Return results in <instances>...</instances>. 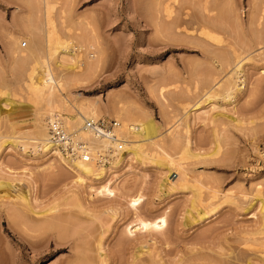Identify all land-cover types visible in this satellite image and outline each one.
Here are the masks:
<instances>
[{
  "label": "rangeland",
  "instance_id": "1",
  "mask_svg": "<svg viewBox=\"0 0 264 264\" xmlns=\"http://www.w3.org/2000/svg\"><path fill=\"white\" fill-rule=\"evenodd\" d=\"M28 1L0 0V102L7 100L9 104L0 103V264H67L78 249L91 250L99 239L104 253L110 255L107 264H132L135 254L141 251L147 252L141 256L143 260L154 257L160 264H217L223 256L231 264H264V246L260 245L264 239V210L258 204L264 197V74L260 75L264 69V14L259 23L250 19L253 11L264 8L263 0H212L215 20L209 26L200 21L198 5L177 0L169 19H180L178 27L169 24L162 12V17L157 14L155 0H46L47 4L45 0H32L35 11L34 7L28 8L32 2ZM230 7L234 17L225 15ZM21 43L25 44L23 48ZM61 45L69 48L63 50L64 54L75 56L74 62L68 60L70 69L65 67L67 63L48 58L51 47L59 51ZM236 56L239 60L245 58L246 84L235 94L234 104H229L222 100L223 91L221 95L220 89L213 86L225 74L219 72V60L232 62L233 57L235 61L229 64L233 69ZM41 63L49 65L54 81L58 77L64 85L67 77L61 92L67 98L71 96L68 100L74 106H96L99 117L115 120L119 118L115 112L123 110L125 115L120 112L119 116L127 124L153 121L164 142L162 151L169 156L155 145L146 144L138 157L125 151L117 161L101 165L106 169L102 179L89 176L78 184L76 174L53 156L43 157L40 150L34 153L30 147L8 146L7 141L19 137V132L34 131L38 106L29 100L25 84L30 66L40 67ZM238 85L243 87L240 82ZM213 90L216 92L210 99ZM197 105L199 110L193 112ZM59 110L55 112L69 117L67 111ZM46 118L40 119L43 125ZM234 118L241 121L240 125ZM187 140L192 153L202 157L180 155ZM157 154L163 158L156 159ZM180 169L185 170L188 184L178 181L176 172ZM197 179L204 188L196 184ZM106 184L115 190V197L98 194L99 187ZM196 189L201 193L199 198ZM208 190L218 192L217 197L210 201ZM130 196H141L137 213L126 206ZM23 198L30 200L35 212L50 206L55 207L53 214L79 211L74 216L84 224L79 223L76 229L67 225L71 238L74 235L73 240L79 243L76 252L70 248L71 239L55 244V235H28V230L25 232L9 219L15 207L25 210L23 205L18 206ZM71 199L79 201L88 212L96 211V220L80 209L75 212L77 202L74 206L69 202L71 207L66 203ZM7 207L12 208L11 215ZM22 209V215H31L26 210L23 214ZM198 216L204 219L198 222ZM158 217L167 218V227L154 236L155 241L151 237L142 240L143 234L136 233L129 244L124 242L123 229L131 220ZM11 219L16 221L14 216ZM83 250L79 251L82 255Z\"/></svg>",
  "mask_w": 264,
  "mask_h": 264
},
{
  "label": "bare ground",
  "instance_id": "2",
  "mask_svg": "<svg viewBox=\"0 0 264 264\" xmlns=\"http://www.w3.org/2000/svg\"><path fill=\"white\" fill-rule=\"evenodd\" d=\"M32 1V0H31ZM34 1V0H33ZM30 2V0L28 1V4H29V2H30V5H28V8H30V7H34V11H35V5H33L35 2ZM35 1H37V0H35ZM39 1V0H38ZM41 1V0H40ZM154 1V0H153ZM43 2V1H42ZM45 2H46V4H47V1L45 0ZM177 2V0H155V2H154V4H155V11L157 12V14L159 15L161 12L165 15V19L166 18H170L171 17V14H172V5L174 4V3H176ZM187 3L188 5H198L197 7L198 8H200V21L204 24V26L206 25V26H209V25H211L212 24V22L215 20V17H214V20H212L213 18H212V14H211V8H210V6L212 5V0H184V3ZM260 2V1H259ZM258 2V3H259ZM31 3H33V4H31ZM49 3V2H48ZM214 3V2H213ZM263 5H264V0L261 2ZM49 4H51V3H49ZM216 4V3H215ZM261 4V5H262ZM33 5V6H32ZM38 5V4H37ZM187 5V6H188ZM255 5V4H254ZM51 6V5H50ZM148 6V5H147ZM44 7V6H43ZM227 7V6H226ZM258 7V6H257ZM37 8H38V6H37ZM52 8V7H51ZM51 8H49V7H47V9L48 10H50ZM215 8V7H214ZM233 7H230L229 8V10L227 9V12H226V14L225 15H233L232 13H233V9H232ZM260 8V7H259ZM63 9V8H62ZM181 9V8H180ZM226 9V8H225ZM224 9V10H225ZM232 9V10H231ZM39 11V10H38ZM43 11H45V10H43ZM62 11V10H61ZM60 11V12H61ZM154 11V12H155ZM214 11V10H213ZM222 11V10H221ZM38 13V12H37ZM64 13H66L65 11H63V12H61V14H63L64 15ZM69 13V12H68ZM155 14V13H154ZM234 14H236V13H234ZM263 14H264V8L262 7L261 9H257L255 12L253 11V13H251V15H250V19H251V21H253V22H255V23H259V21H260V19L261 18H263L262 16H263ZM50 15V14H49ZM58 15H59V13H58ZM68 15V14H67ZM67 15L65 16V19H66V17H67ZM161 15V14H160ZM45 16H47V14L45 15ZM58 17V16H57ZM62 17V16H61ZM64 17V16H63ZM161 17H162V15H161ZM160 17V18H161ZM164 17V16H163ZM222 17V16H221ZM233 17H234V15H233ZM31 18V17H30ZM45 18V17H44ZM48 18H49V16H48ZM172 18V17H171ZM236 18L237 17H235L234 19L236 20ZM240 18V17H239ZM46 19H47V17L45 18V21H46ZM59 19V18H58ZM64 19V18H63ZM64 19V20H65ZM176 19V18H175ZM49 20H50V18L49 19H47V21L48 22H46V24L47 23H49ZM173 20V19H172ZM170 20L169 19V21H168V23L169 24H173V27L174 26H176L177 24H179V22H180V19H179V21H178V19H176V20ZM59 21H61V20H59ZM170 21H172L171 23H170ZM175 21L176 22H178V23H175ZM32 22V21H31ZM64 22V21H63ZM66 22V21H65ZM222 22V21H221ZM181 23V22H180ZM183 23V22H182ZM185 23V22H184ZM31 24V23H30ZM201 24V23H200ZM67 25V24H66ZM217 25V24H216ZM252 25V24H251ZM64 26V25H63ZM62 26V27H63ZM179 26V25H178ZM178 26H176V27H178ZM41 27V26H40ZM64 28V27H63ZM164 28V27H163ZM226 28V27H225ZM47 29V28H46ZM174 29V28H173ZM208 30V29H207ZM201 31V30H200ZM204 31H206V30H204ZM202 34V33H201ZM198 35V34H197ZM45 36H48V35H45ZM51 36V35H50ZM180 36V35H179ZM32 37V36H31ZM34 37V36H33ZM32 37V38H33ZM201 37V36H200ZM33 40V39H32ZM48 41V40H47ZM50 41V40H49ZM194 42V41H193ZM258 42V41H257ZM32 43H33V41H32ZM30 44V43H29ZM47 44V43H46ZM15 45H16V43H15ZM31 45V44H30ZM44 45V44H43ZM196 45V44H195ZM49 46H51V44L49 45ZM62 46V45H61ZM47 47V46H46ZM53 47V46H52ZM51 47V49L48 51V53L49 54H47L48 55V58H50V57H53L54 59H55V61H59L61 64L63 63V64H65V63H67L68 64V60H69V62H71L72 63V60H73V57H75V56H71V54H70V56L69 55H66V54H64V52H63V50H66V49H68L69 50V48H67V47H65L64 45L62 46L63 48L61 49V50H57L58 48L56 47H53L52 48ZM35 48H37V47H35ZM43 48V47H42ZM38 49V48H37ZM37 49H36V52H37ZM39 49H40V47H39ZM73 49V48H72ZM28 50V49H27ZM44 50V49H43ZM29 51V50H28ZM210 51V50H209ZM237 51V50H236ZM13 53H14V50L12 51ZM12 52H10L11 54H13ZM71 52V51H70ZM33 53V52H32ZM11 54H10V56H11ZM43 54H44V52H43ZM46 54V53H45ZM233 54H234V52H233ZM13 55H15V54H13ZM12 55V56H13ZM26 55V54H25ZM73 55V54H72ZM236 55V54H235ZM235 55H233V56H235ZM29 56V55H28ZM213 56H215V55H213ZM212 56V57H213ZM227 56V55H226ZM230 56V55H229ZM239 56V55H238ZM39 57V56H38ZM41 57H44V56H41ZM12 58V57H11ZM14 58V57H13ZM23 58V57H22ZM40 58V57H39ZM228 58V57H227ZM237 58H239V57H237L236 56V61H237V63L234 65V67H233V69L231 68V69H229V64H231V66H232V62H234L235 60H233L234 58L233 57H231V59H232V62H230V61H228L227 59H222L223 60V63H222V61L220 62V60H219V63H220V65H221V67H220V70L221 71H219V72H221L222 73V75H223V77H221V79H219V80H217V82H216V80H215V78H213V81L214 82H216L215 84H214V86H213V88L215 87V90L217 89V90H219V91H221L220 93H221V95L224 93V95L222 96V100H226L229 104H234V101H232L233 99H234V96H235V94L237 93V92H239V90H241V89H243L244 88V86H245V84H246V80H245V75H244V73H243V63L245 62L244 60H245V58H243L242 60L240 59H237ZM15 59V58H14ZM26 59V58H25ZM44 59H46V58H44ZM217 59V58H216ZM250 59V58H249ZM13 60V59H12ZM24 60V59H23ZM251 60V59H250ZM15 61H16V59H15ZM31 61V60H30ZM249 61V60H248ZM18 62H20V64H22L21 62L22 61H19L18 60V58H17V63ZM73 62H74V60H73ZM15 64H16V62H14ZM38 63V62H37ZM43 63H46V61L45 62H43ZM43 63H41V66L39 67V65L38 66H30V68H29V72H27V73H29L28 75H27V77H26V79L28 80L26 83L27 84H25V89L29 92H27L28 93V95H29V100H31L32 102H34L35 103V107H37L36 108V116L37 117H35V127H33V129H34V131H33V133H22L21 134V132H19L18 134H20L19 135V137H14V138H12V137H10V138H12L13 139V142H11V140H10V142L8 143V141H7V145L8 146H10V145H15V146H13V147H16V145H18V146H21V147H24V148H26V147H30L31 149H32V151L35 153L36 151H38V150H40V152H41V155L43 156V157H45V156H48V155H51V156H53V158L55 159V160H57V161H59V162H62L63 164H65L68 168H70L75 174H76V181H77V183L78 184H82V182L85 180V178H88L89 176H95V177H97V179L98 180H100V179H102V177H103V174L105 173V168H102L101 167V165H103V164H97V163H95V162H92V161H89V162H83V161H73V160H68V159H65V158H63V157H61L56 151H54V150H51V148L46 144V129H45V124L43 125V123L41 122V120L40 119H43L44 117H46L47 116V118L48 117H50V115L52 114V113H54L55 111H59V112H61L59 109H64V111H65V113H69L70 115H69V117H65L64 118V115L63 114H61V113H59L60 115H62V120H63V122H64V125L66 126V128L70 131V130H75V129H77V127L81 124V121H82V118H97V112H98V109H97V107L96 106H93V105H88V104H84L83 105V103H82V105H77L76 104V106H74L71 102H70V100H68V99H70V97L69 98H67L66 96H67V94H66V96H64L63 95V93L61 92L62 91V89L64 88V85H67V77H66V83L63 85V80H62V84H61V80H59V78L57 77L56 78V81H57V79H58V82L56 83V81H54L53 79V74L51 73V71H50V67H49V65H45V64H43ZM26 64V63H25ZM66 64V68H68V69H70V67H71V65H67ZM75 65V64H74ZM27 66H28V64H27ZM230 66V67H231ZM58 67V66H57ZM56 67V68H57ZM63 67V66H62ZM62 67H60L59 66V69L60 68H62ZM72 67H73V65H72ZM21 68V67H20ZM26 68V67H25ZM63 69V68H62ZM229 69V70H228ZM74 70V69H73ZM61 71V70H60ZM62 72H63V70H62ZM52 74V75H51ZM68 74V73H67ZM264 74V69H261L260 70V75H263ZM40 75H42V77L40 76ZM64 75V74H63ZM62 75V76H63ZM73 75V74H72ZM219 75H220V73H219ZM45 76H46V79H45ZM47 76L50 78L51 77V79L53 80V83H54V86H55V84L57 85V87L56 88H58V90H54V89H56L54 86V89H53V87L51 86L53 83L51 82V79L49 80V79H47ZM61 76V77H62ZM70 76V75H69ZM77 76V75H76ZM212 77H213V75H211ZM221 76V75H220ZM219 76V77H220ZM215 77H216V75H215ZM218 77V76H217ZM216 77V78H217ZM64 78H65V75H64ZM1 79V78H0ZM63 79V78H62ZM75 79V78H74ZM241 79V80H240ZM210 81V80H209ZM5 82V81H4ZM49 82H50V84H49ZM69 82H70V80H69ZM72 82V81H71ZM73 82H74V80H73ZM72 82V83H73ZM238 82H240V84L242 85L243 84V87L242 88H240L239 87V85H238ZM52 83V84H51ZM23 85V84H22ZM70 85V84H69ZM38 87V88H37ZM212 88V89H213ZM11 89V88H10ZM65 89V88H64ZM63 89V90H64ZM212 89H210V91L212 90ZM215 90H213L211 93H209L210 95H208V97L211 99V96H213V94L212 93H214V91ZM222 91H223V93H222ZM63 92H65V91H63ZM216 92V91H215ZM219 93V94H220ZM208 94V93H207ZM212 94V95H211ZM215 95V94H214ZM221 95H219V96H221ZM5 96V95H4ZM27 96V95H26ZM217 96V95H216ZM215 96V97H216ZM7 97H8V95H7ZM207 97V98H208ZM15 98V97H14ZM208 98V99H209ZM5 101V102H4ZM4 101H1L0 103L2 104V106L3 105H9L8 103L6 104V101L7 100H4ZM74 101V100H73ZM205 101H207V99L205 100ZM204 102V101H203ZM4 103V104H3ZM208 104V103H207ZM209 104H211V103H209ZM198 106L199 105H197L196 107H195V109L193 110V112L195 111V110H199V108H198ZM227 106H228V104H227ZM232 106V105H231ZM8 107V106H7ZM206 107V106H205ZM211 107V106H210ZM213 109H214V107H213ZM212 109V110H213ZM121 110V109H120ZM67 111V112H66ZM123 110H121V111H118L119 112V114H118V112H115V114H117L115 117L116 118H122L123 120L125 119L123 116L125 115V111L124 112H122ZM72 112H74V113H72ZM120 112H121V115H123V116H119L120 115ZM58 113V112H57ZM124 113V114H123ZM191 113H192V110H191ZM232 113V112H231ZM195 114V113H194ZM234 114V113H233ZM127 116V115H126ZM46 118V119H47ZM98 118H99V115H98ZM119 118H118V120H115L116 122H118L119 123V125H120V128H119V131L124 135V137L126 138V143H125V146H124V150L127 152V154L129 153V154H131L130 156H132V155H135V156H137V155H141V154H143V152L141 151V147L142 146H144V145H149V144H153V145H155V147H157L158 148V150L159 149H161L160 150V152L162 151V149H165V148H163V144H164V142L162 141L163 139H162V137H160V134H158L159 132H158V129L155 127V125L152 123L153 121H148V122H145V123H143V124H139L138 122H132V123H130V124H127V123H125V122H127V121H123V122H121L120 120H119ZM187 119V118H186ZM235 119V118H234ZM237 119V118H236ZM236 119H235V121H236ZM239 119V118H238ZM228 120V119H227ZM234 121V122H235ZM240 121V120H239ZM179 122V121H178ZM233 122V121H232ZM233 122V123H234ZM238 122V120L236 121V123ZM253 122V121H252ZM175 123V125L177 124L176 122H174ZM239 123H241V121L240 122H238V124ZM242 124H243V122H242ZM250 124V123H249ZM174 124H173V126H175ZM240 125V124H239ZM172 128V127H171ZM260 129V128H259ZM256 130V129H255ZM16 131V130H15ZM17 133V132H16ZM15 133V134H16ZM168 133H171V131L170 132H168ZM175 134V133H174ZM12 135H14V134H12ZM171 135V134H170ZM1 136V135H0ZM79 136L83 139V140H87V141H89V136L86 134V133H84V132H81V133H79ZM173 136V135H172ZM1 138V137H0ZM6 138H8V137H6ZM10 138H8V139H10ZM187 138V137H186ZM3 139V137L0 139V140H2ZM162 139V140H161ZM174 140V139H173ZM183 140H184V138H183ZM6 141V140H5ZM178 142H180L179 140H177ZM161 142H163L162 144H161ZM173 142V141H172ZM186 142V144L184 145V147H182L183 149H181V150H183L182 151V153L183 154H180L181 156L182 155H189V157H196V156H200V155H197V154H194V153H192V149H190V142L187 140V141H185ZM182 143V142H181ZM0 144H1V142H0ZM2 144H4L5 145V142H3ZM163 145V146H162ZM12 147V146H11ZM150 147H152V146H149V149H150ZM165 147V146H164ZM4 148V147H3ZM152 149H154V148H152ZM148 150V149H147ZM154 150H157V149H154ZM149 151V150H148ZM153 151V150H152ZM142 152V153H141ZM150 152V151H149ZM154 152V151H153ZM158 151H156V153H157ZM166 152V151H165ZM141 153V154H140ZM162 153H164L163 151H162ZM126 154V153H125ZM153 154V153H152ZM165 154V153H164ZM154 155V154H153ZM166 155V154H165ZM120 156H122V155H119L118 157H120ZM129 156V155H128ZM160 154H157L156 156H154V157H158V158H156V159H159L160 158ZM167 156V155H166ZM165 156V157H166ZM169 156V155H168ZM167 156V157H168ZM183 156V157H184ZM204 156V155H203ZM118 157H116V158H118ZM138 157V156H137ZM136 157V158H137ZM140 157V159H141V156H139ZM147 157V156H146ZM166 157V158H167ZM186 157V156H185ZM198 157H196V158H198ZM200 157H202V156H200ZM116 158H114V159H116ZM121 158H123V157H121ZM124 158H126V156L124 157ZM123 158V159H124ZM161 158H163V157H161ZM160 158V159H161ZM188 158V157H187ZM113 160V159H112ZM176 160V159H175ZM181 160V159H180ZM182 160H184V158L182 159ZM116 161H117V159H116ZM168 161H169V158H168ZM170 162H171V159H170ZM175 162H178V161H175ZM174 162V163H175ZM109 163V162H108ZM114 163V162H113ZM112 163V164H113ZM120 163V162H119ZM173 163V162H172ZM159 164H160V162H159ZM180 164H182V163H180ZM105 165V164H104ZM114 165H115V163H114ZM160 166H162V165H160ZM182 167V166H181ZM181 167H179V168H181ZM110 168H112V167H110ZM186 169V168H185ZM184 170V169H183ZM171 171V170H170ZM180 171H181V173H180ZM179 173H177L176 172V174L179 176V179H181V180H179L178 179V181H181V182H185L186 183V177H185V170L184 171H182V169H180L179 171H178ZM186 174H187V170H186ZM200 175V174H199ZM195 177V176H194ZM201 177V176H200ZM96 179V178H95ZM195 180V179H194ZM188 181V180H187ZM197 181V183L196 184H199L200 185V187H203V185H201L200 183H198V179L196 180ZM174 182V181H173ZM181 182H179V183H181ZM184 182H183V184H184ZM193 183V182H192ZM186 184H188V183H186ZM195 184V186H197ZM178 185H181V184H178ZM185 185V184H184ZM193 185V184H192ZM110 185H104V186H101V187H99V192H98V194H101V195H104V197L105 196H112V197H115L114 196V194H115V190L113 191V189H111L110 187H109ZM188 186V185H187ZM186 186V187H187ZM194 186V187H195ZM181 187V186H180ZM183 187V186H182ZM181 187V188H182ZM193 187V186H192ZM198 187V186H197ZM196 187V188H197ZM199 187V189H201ZM206 187V186H205ZM184 188H185V186H184ZM204 188V187H203ZM207 188V187H206ZM208 188H211V187H208ZM207 188V189H208ZM258 188V187H257ZM212 189H214V188H212ZM260 189V188H259ZM197 190V195H198V198H199V194L201 195V193H198V189H196ZM202 190V189H201ZM206 190V189H205ZM256 190H258V189H256ZM95 191V190H94ZM208 191H211V196H209V195H207V196H209V200L210 199H215V197H217L216 196V194L218 193V192H216V191H214V190H208ZM207 191V192H208ZM261 193H263V192H261ZM97 195V194H96ZM258 195H260V194H258ZM262 196H264V195H262ZM67 197V196H66ZM75 197V196H74ZM97 198V197H96ZM124 198V197H123ZM195 198H197V196H195ZM262 198V197H261ZM67 199H69V198H67ZM74 199V198H73ZM73 199H71L72 201H66V203L68 202H71V204H72V206H74L73 204H75V202H77V204H75L76 206H74L73 208H75L76 207V209H74L75 210V212L77 211V210H81V212L83 213V214H85V215H87V216H89V218L91 217L92 219H94V220H96L95 219V216L93 215V213H95V212H88L87 210H84V208H82V206L79 204L80 202L79 201H76L75 200V202H74V200ZM76 199V198H75ZM102 199V198H101ZM100 199V200H101ZM104 199V198H103ZM107 199V198H106ZM128 199V202H127V208H128V210H129V208H130V210L132 209V211L133 212H136L137 213V210H138V206L140 205V203H141V196H133V197H131L130 196V198L128 197L127 198ZM208 199V198H207ZM70 200V199H69ZM9 201V200H8ZM16 201V200H15ZM30 201V200H29ZM29 201L28 200H26V199H22V204L20 205H18V204H16V205H18L19 207H21L22 205V207L26 210H24L25 212H30L31 213V215H29L30 216V218H29V216H27L26 215V213L23 211V209L22 208H18L17 210L19 211V212H16L17 210H16V207L13 209L14 211H12V208H8L9 206H10V202H9V204L8 203H6V204H8V210H9V215H11V212H10V210L12 211V215L14 216V218L16 219V221H13L14 219H11V218H13V216H8L9 217V219L13 222V223H16L18 226H20L21 227V229H23L25 232H26V230H28L29 232H28V235H29V233H33V234H36L38 237L39 236H44V235H47V234H52V235H55V237L54 238H56L55 240H53V241H55L54 243L55 244H62V243H59L60 241L59 240H63V241H65V243L67 242V240L68 239H71L72 241H71V247L70 248H72L75 252H76V250L79 248L78 246V244L79 243H77L78 241H76L75 239L73 240V236L74 235H72V238H71V234H70V231H69V226L67 227V225L69 224L70 225V228H75L76 227V225H79V223H80V221H78V218H76L75 216H74V214H76V213H78V212H76V213H74V214H71V212H69V215L67 214V212L65 213V214H60V212H57V211H55L56 213H54L53 214V212H54V210H55V207L53 208V207H51L50 206V208L48 207V209L47 210H44V211H41V212H39V211H37V212H35V210H36V208H34L35 210H33V208L30 206V203H29ZM201 201V200H200ZM199 200L198 201H196L197 203L198 202H200ZM202 201H203V199H202ZM211 201V200H210ZM13 202V201H12ZM61 202V201H60ZM74 202V203H73ZM208 202V201H207ZM206 202V203H207ZM258 204H259V208H261V210H262V208H263V210H264V197L262 198V199H259L258 200ZM20 203V202H19ZM68 203H67V205H68ZM109 203H111V202H109ZM3 204V203H2ZM14 204V203H13ZM13 204H12V206H13ZM83 204V203H82ZM192 204V203H191ZM211 204V203H210ZM69 205H70V203H69ZM84 205V204H83ZM202 205V204H201ZM208 205V204H207ZM5 206V205H4ZM106 206V205H105ZM194 206V205H193ZM3 207V206H2ZM70 207H71V205H70ZM45 208H47V207H45ZM69 208V207H68ZM87 208V207H86ZM22 209V211H23V214L24 215H22V213H21V210ZM70 209V208H69ZM69 209H67V210H69ZM84 211H83V210ZM89 209H91V208H89ZM97 209V208H96ZM7 210V209H6ZM5 210V212H7ZM38 210V209H37ZM57 210H59V209H57ZM93 210V209H92ZM60 211V210H59ZM15 212V213H14ZM27 212V214H29ZM127 212V211H126ZM16 214V215H14V214ZM17 213H18V215H19V217H18V215H17ZM21 213V214H20ZM136 213H133L134 215L136 214ZM261 213H263V212H261ZM260 213V214H261ZM57 214V215H56ZM72 216H71V215ZM79 214H81V213H79ZM127 214H129V213H127ZM126 214V215H127ZM133 214L131 215V216H133ZM205 214V213H204ZM68 215V216H67ZM82 215V214H81ZM96 215V214H95ZM17 218H16V217ZM32 216H34L33 218H31ZM137 216V215H136ZM164 216V215H163ZM201 216V215H200ZM199 217V216H198ZM264 216L262 215V220L264 221V218H263ZM75 218H76V220H75ZM98 219H99V217H98ZM136 220H131V222L130 223H128L125 227H124V229H123V240H124V242H126L127 244H129L130 242V239L132 238V237H134L135 236V234L136 233H141V234H143L142 236V240H143V238L144 239H146L147 237H151L152 238V240L155 238L154 236H157L158 234H161L165 229H166V227H167V222H166V219L167 218H165V217H158V218H155L154 220H151V221H144V220H141L140 218H135ZM204 219V217H199L198 218V222L199 221H201V220H203ZM86 220H88V218L86 219ZM94 220H91V221H87V222H89V224L91 223V222H93ZM75 221H77V223L75 222ZM87 222H85V223H87ZM75 225H74V224ZM82 224H84V222H82V223H80V225L82 226ZM16 225V226H17ZM262 225H263V222H262ZM17 226V227H18ZM67 228H66V227ZM72 226V227H71ZM86 226V225H85ZM92 226V225H91ZM22 227H24V228H22ZM262 227H264V226H262ZM26 228V229H25ZM77 228V227H76ZM75 228V229H76ZM82 228V227H81ZM88 228V227H87ZM66 229H68V230H66ZM80 230V229H79ZM84 230V229H83ZM85 230H87L86 228H85ZM84 230V231H85ZM263 230H264V228H263ZM263 230H262V234H260V235H262V237L264 236V232H263ZM24 231H22V232H24ZM80 231H82V230H80ZM68 232H69V234H68ZM54 233V234H53ZM90 233H92V232H90ZM27 234V233H26ZM51 234H50V236H51ZM24 235H25V233H24ZM36 235H35V237H36ZM102 235V234H101ZM50 236H48V237H50ZM28 238H29V236H27ZM34 237V236H33ZM52 237V236H51ZM79 237V236H78ZM30 238H31V236H30ZM101 238H102V236H101ZM34 239V238H33ZM156 239V238H155ZM155 239L153 240V241H155ZM261 239V238H260ZM122 240V241H123ZM141 240V239H140ZM59 241V242H58ZM68 241H70V240H68ZM27 242H29L28 240H27ZM62 242V241H61ZM83 242V241H82ZM121 242V241H120ZM120 242H118L119 243V245H120ZM70 243V242H69ZM31 244H34V243H31ZM64 244V243H63ZM81 244V243H80ZM106 244V243H105ZM125 244V243H124ZM127 244H126V246H127ZM85 245V244H84ZM260 245L263 247L264 246V239L262 240L261 239V241H260ZM33 246V245H32ZM86 246H87V244H86ZM89 246H92V245H89ZM81 247V246H80ZM84 246H83V244H82V248H83ZM88 247V246H87ZM122 247H123V245H122ZM85 248V247H84ZM83 248V249H84ZM220 248V247H219ZM82 249V250H83ZM88 249V250H87ZM72 250V251H73ZM81 250V248H80V250L78 249L77 250V253H75V257L74 256H72V257H74V259L71 261V262H68L69 264H82L81 262L82 261H84L85 263H87V264H107L108 263V261H109V257H110V255L107 253H104V245H103V243L101 242V240L99 239V242L97 241V243H96V246H92V249L90 250L89 248H86V249H84L83 250V252H84V254L82 255V252H79V251H82ZM140 250H142V249H140ZM73 251V252H74ZM86 251H89V252H87L86 253ZM152 251V250H151ZM92 252V254L90 255V253ZM102 252L104 253V254H102ZM106 252V251H105ZM86 253V254H85ZM89 253V254H88ZM147 254V252H142L141 251V253L139 254H135V256H134V258H133V262H132V264H160V263H158V261H156L155 259H154V257H151V258H153V260L150 258V260H143L144 258V256L141 258V256L142 255H146ZM85 255V256H84ZM87 255H88V257H87ZM91 257H90V256ZM95 255V256H94ZM94 256V257H93ZM156 256H157V254H156ZM90 257V258H89ZM159 257V256H158ZM264 257V256H263ZM147 258H149V257H147ZM156 258V257H155ZM220 258V260L221 261H219L217 264H231V263H229L227 260H226V257H222V259H221V257H219ZM225 258V259H224ZM94 259V260H93ZM131 259V258H130ZM264 260V259H263ZM161 260H159V262H160ZM212 261V260H211ZM216 261V260H215ZM236 261V260H235ZM249 261V260H248ZM67 263V264H68ZM191 263V262H190ZM189 263V264H190ZM207 263V262H206ZM209 263V262H208ZM213 263V262H212ZM211 263V264H212ZM184 264V263H183ZM247 264H250V263H247Z\"/></svg>",
  "mask_w": 264,
  "mask_h": 264
},
{
  "label": "built area",
  "instance_id": "3",
  "mask_svg": "<svg viewBox=\"0 0 264 264\" xmlns=\"http://www.w3.org/2000/svg\"><path fill=\"white\" fill-rule=\"evenodd\" d=\"M24 46L20 44L21 48ZM119 128L114 119L97 117L82 118L77 129L69 131L62 115L54 112L45 120L46 144L65 159L104 165L125 153L126 138ZM81 132L89 136V141L79 136Z\"/></svg>",
  "mask_w": 264,
  "mask_h": 264
}]
</instances>
